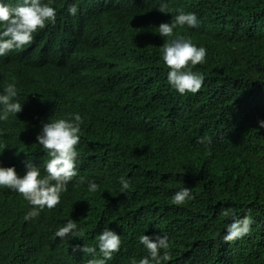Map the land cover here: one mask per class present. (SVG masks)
I'll use <instances>...</instances> for the list:
<instances>
[{"label": "trees", "instance_id": "16d2710c", "mask_svg": "<svg viewBox=\"0 0 264 264\" xmlns=\"http://www.w3.org/2000/svg\"><path fill=\"white\" fill-rule=\"evenodd\" d=\"M56 10L55 24L39 49L0 56V86L14 83L17 97L33 92L54 110L83 118L76 151L78 179L73 202L40 211L0 187V264H87L104 228L121 244L106 264H139L149 253L141 235L167 236L170 259L161 264H264V0H41ZM167 3L169 9H196L201 20L227 26L216 39V54L203 71L206 87L174 107L152 89L142 93L116 70L112 53L130 34L135 15ZM75 6V15L69 8ZM4 28L0 23V29ZM160 76L157 52L146 56ZM86 72L80 103L70 107L67 63ZM56 65L57 104L42 88ZM0 95H2L0 87ZM183 102L185 95H180ZM23 130L0 123V144L18 141ZM201 138L205 139L200 142ZM81 177L84 178L81 182ZM129 181L121 193L120 178ZM98 185L89 192L88 183ZM192 199L172 206L181 188ZM252 218L251 234L224 242L232 217ZM73 220L83 236L60 239L57 230ZM75 249V250H74Z\"/></svg>", "mask_w": 264, "mask_h": 264}, {"label": "clouds", "instance_id": "9594fccd", "mask_svg": "<svg viewBox=\"0 0 264 264\" xmlns=\"http://www.w3.org/2000/svg\"><path fill=\"white\" fill-rule=\"evenodd\" d=\"M77 8L71 6L69 13L75 15ZM56 10L41 0H0V56L11 57L12 51L39 49L42 39L51 31L46 27L55 24ZM227 26L214 18L201 20L196 9L183 10L167 3L135 15L130 21L129 37L112 53L113 63L118 73L134 88L142 93L152 89L176 108H183L188 100L194 101L206 87L203 71L212 65L216 54V39L226 33ZM150 50L157 52L160 76H155L151 64L146 60ZM70 77V107L75 109L80 103L79 90L86 80L85 70L76 63H67ZM60 79L56 65L42 88L55 104V86ZM0 123H15L23 130L18 141L0 144V187L16 196H23L32 209L25 219L39 216L45 207H60L65 211L73 199L71 185L78 179L80 152L76 151L79 135L82 133L83 118L79 114L64 116L57 107L51 110L40 100L39 93L17 97L14 83L0 86ZM180 95H185L183 102ZM58 101V100H57ZM264 127V121L259 122ZM205 139L201 138L200 142ZM81 182L84 178L81 177ZM121 193H127L129 181L120 178ZM89 192H96L98 185L88 183ZM189 188L177 191L170 205H182L192 199ZM224 217H232L226 226L224 242H233L251 234L252 218H238L226 209ZM56 237L83 236L77 231L73 220L55 233ZM139 242L149 255L141 258L139 264H161L170 259L167 251L168 237L154 234L141 235ZM120 236L107 227L97 237V245L102 258H95L96 249L83 245V253L92 254L87 264H106L113 253L119 250ZM75 250V249H74ZM136 264V261H133Z\"/></svg>", "mask_w": 264, "mask_h": 264}]
</instances>
